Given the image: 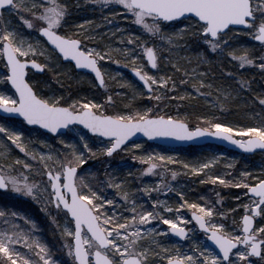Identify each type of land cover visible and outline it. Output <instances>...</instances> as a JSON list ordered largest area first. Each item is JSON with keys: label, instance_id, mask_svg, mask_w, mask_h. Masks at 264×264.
Listing matches in <instances>:
<instances>
[{"label": "snow or ice", "instance_id": "snow-or-ice-1", "mask_svg": "<svg viewBox=\"0 0 264 264\" xmlns=\"http://www.w3.org/2000/svg\"><path fill=\"white\" fill-rule=\"evenodd\" d=\"M93 2L102 6L109 4L122 6V10L130 13L135 22L151 34V45L148 41L139 45L134 33L128 43L137 44L142 48L152 69H158V61L167 58L162 56L156 46L157 37L161 41L160 47L167 46L169 52L180 46L181 39L196 37L207 46L210 53L220 55L227 53L238 60L241 67L254 64V60L246 51L237 55L234 46L229 43L234 39L236 32L246 30L247 34L264 44V0H93ZM68 7L63 0H30L27 3L24 0H0V19H3L4 11H17L27 27L36 30V44L42 40L44 43V49L37 48L33 43L26 42V38L14 28L7 26L6 22L0 25V60L7 70L0 75V80L10 82L15 90L14 94L0 90V110L22 117L27 125L40 126L60 136V142L64 145L58 152L41 150L37 157L34 151L27 147L23 131L0 123V137L10 142V145L0 144V149H3L0 150V158H4L5 153L14 145L25 153L26 158L23 162L19 158L15 161V164H21L22 169L33 168V164L27 159L29 156L33 160L40 159L44 162L43 167L47 169L45 174L48 180L43 190L49 193L47 202L54 204L57 212L63 211L65 217L74 221V231L65 226L66 235L74 237V244L66 242L68 254L73 256L78 264H156L151 257L161 256L162 253L150 245L138 244V241L151 237V243L159 245L156 236H159L160 232L151 225L153 220H160L168 225L171 233L189 238V232L195 229L189 230L182 226L179 221H183L185 217L178 215L177 218H171L163 214L164 211L179 213V209L187 206L193 210V217L199 228L204 230L207 239L218 246L219 252L194 240L195 247L183 254L177 250L176 255H170L165 247L163 257L167 264H255V261L250 259L251 256L264 260V224L253 227L254 215H264V177H250V173L245 172L243 175L249 179L235 182V187L247 189L243 195L249 196V202L244 207L254 210L253 214L243 215L240 233L229 232L223 223L210 219L216 215H224V212L217 211L212 203L205 205L185 199L178 208L173 209L165 200L153 199L151 207L145 208L122 188L124 181H115L110 174L106 173L108 175L106 180H98L95 183L86 179L81 166L87 163L88 153L95 155L97 151H101L102 154L111 157L117 150L128 151V142L137 133H142L149 139L171 137L179 140H191L207 135L222 138L251 151L258 147L264 149V124L236 128L205 116L201 118L204 125L193 129L184 120L172 115L157 114L158 106L130 108L127 111L110 114L107 108L113 101L112 95L105 98L109 104L87 99L73 100L65 104L61 103L62 97L42 95L26 77L29 65L41 72L52 67L47 61L41 63L35 58L37 54L50 55L46 52L47 49L77 69L90 70L95 74L98 86L107 88L105 74L99 61L111 60V50L88 48L84 45V39L89 38L87 35L81 38L77 33L72 35L62 33L60 29L66 24ZM21 10L28 12L30 16H24ZM147 18H151L152 22L149 23ZM181 19L190 23L180 24L179 29L172 33L166 32L171 23L166 25L164 22ZM239 26H243V29ZM165 41L166 45L163 43ZM116 51L127 53L125 59L133 62L138 59L131 48L124 47ZM115 63H121L120 59H116ZM259 67L264 69V59L259 63ZM131 70L148 89V94L157 100L161 99L160 95L155 94L157 90L163 92L177 87V82L172 77L155 74L146 66L134 64ZM185 75L197 76L199 86L193 83V87L198 94H204L201 92V88L206 84L202 78L204 74H197L193 70L192 73L186 71ZM185 82L179 81L181 84ZM241 83L244 84L243 81ZM208 86L211 87L210 84ZM224 95L227 96L228 93L225 92ZM258 99L264 104V96ZM77 124L100 138L101 149L91 147L84 135L79 137L82 148L77 147L73 141L62 138V130L70 129L75 132ZM237 132L248 136V139H236L233 134ZM131 147L138 149L142 145L133 143ZM133 159L150 162L152 156L134 155ZM159 159L172 158L161 155ZM212 162L210 160L199 166L186 164L185 167H191L194 172L199 173ZM157 167L156 163H149L144 171L152 173ZM90 174L95 176V173ZM171 175L172 179H175L177 173L173 171ZM209 178L212 183L217 181L221 184L232 183L220 175H212ZM251 179H256L257 183H251ZM160 183L164 185V190H172L171 185L165 184L164 181ZM105 188L118 189L115 195L121 199L108 198L103 191ZM0 189H10L20 195L34 198L41 191L40 186L30 181L24 172H16L14 164L0 165ZM152 190L160 191L159 188ZM144 192L150 195L148 187L144 188ZM180 195L183 196V192ZM20 216L21 214L15 210L0 208V264H58L46 243L34 238L30 233H25L19 227L17 218ZM163 231L167 232L169 229ZM17 246L29 251L24 252Z\"/></svg>", "mask_w": 264, "mask_h": 264}, {"label": "rangeland", "instance_id": "rangeland-1", "mask_svg": "<svg viewBox=\"0 0 264 264\" xmlns=\"http://www.w3.org/2000/svg\"><path fill=\"white\" fill-rule=\"evenodd\" d=\"M24 2L27 3L30 2V0H24ZM63 2L68 4L69 14L66 17V24L61 29L67 31L69 35L77 33L81 38L87 35L89 38L84 39V45L88 48L111 50V60L99 61L105 74L107 88H97L91 76L74 71L72 65L63 63L55 52H51L50 49H47L46 52L50 53V55L37 54L35 57L38 62L44 63L47 61L52 65L51 68L45 69V71H49L47 80L32 73H29L28 76L30 83H32L34 87H37L38 92L42 95L65 98L62 93H60L58 87L62 84L65 85L70 83L79 87L80 91L85 90V93L81 94L82 99L95 100L100 103L109 104L105 98L111 93L110 90L114 89V97H121L127 101L136 102L138 105L137 108L158 106L157 114L172 115L177 119L184 120L188 125V113L185 106L183 107L182 105V102H185L187 98L199 100L200 106L205 109L206 113L215 110L218 105H228L231 102L238 101L240 104H243L251 114L255 113L257 118L262 115L264 108L251 105L248 101L250 99L246 95L239 94L236 87L214 86L208 82V70H206L208 61H238L228 56L227 53L224 55L210 53V51L207 50V46L196 37H185L181 39L179 41L180 46L175 47L169 52L167 46L163 48L160 47L161 41L157 37L156 46L162 56L167 58H161L158 61V69L152 70L145 61L146 53L139 46L145 41H148L149 45H151V34L147 33L142 25L137 24L130 13L122 10V6L116 4L102 6L101 4L94 3L93 0H63ZM21 13L26 17L30 16L26 11L21 10ZM147 19L149 23L152 22L151 18ZM5 22L7 26L21 33L26 38V42H31L37 48L44 49L43 40L39 44H36V30L29 29L24 21L20 19V15L17 11H4L3 19H0V25H4ZM184 23H190V21L181 20L171 22V27H168L166 32L172 33L179 29L180 24ZM165 24L167 25L169 23ZM133 33L135 34V39L139 41V45L128 43ZM163 43L165 45L167 44L166 41ZM229 43L234 46L237 55L246 51L250 58L254 60V64H252L254 71L256 73L261 71L259 63L264 59V44L255 42L253 36L247 34L246 30L237 31L234 39L229 41ZM124 47L133 49L138 59L133 62L130 59H125L128 55L127 53L116 51ZM116 59H120L121 63H115ZM134 64L136 66H146L155 74L172 77V79L177 82L176 89H168L163 92L157 90L155 94L160 95L161 99H155L154 96H150L130 77L129 71ZM193 70H195L197 74H204L202 78L206 81V84L201 88V92L204 94H198L193 87V83L199 86V78L197 76L189 77L185 75L186 71L192 73ZM6 71L3 61L0 60V75H3ZM54 73H59V75H54ZM260 79L261 83L258 85L256 91L259 89L264 90V74L260 76ZM181 80H185L186 82L181 84L179 83ZM53 81L54 83L56 82L57 87L53 84ZM169 83H171V81ZM209 84L211 87L208 86ZM93 89H99L101 92H94ZM0 90H7L9 94H14L4 80H0ZM261 90L258 93H260ZM225 92L228 93L227 96L224 95ZM74 100H77V98ZM61 101H63V99ZM112 107L113 105L109 104L107 108L110 114L113 113L110 112L113 111ZM127 110H129V107H123L120 112ZM0 123L23 131L27 147L30 151H34L37 157H39L41 150L44 152H48L49 150L58 152L64 147L60 142V136L56 135L53 137L41 132L39 129L27 128L23 121L3 119L0 117ZM227 124L236 128H242L258 126L264 124V122L260 119L252 125ZM75 128L77 129L75 132L70 129L66 130V132L62 134V138L66 141H73L77 147L82 148V141L79 137L80 135H84L88 138V143L91 147L101 149L100 138L89 135L88 132L78 126H75ZM238 134L240 136H245L241 133ZM247 138L248 136L239 139ZM41 141H45L46 143H41ZM134 143H139L142 147L138 149L132 148L131 144L133 143H129L128 151L119 150L109 158L102 154L101 151H97L95 155L88 153L87 155L89 158L87 163L81 166V168L84 169L86 179L95 183L98 180H106L108 178L106 173L110 174L115 181H124L122 188L127 190L130 196L134 197L145 208L151 207L153 199L165 200L173 209L178 208L179 204L183 203L185 199L189 202L205 205L212 203L216 210L224 212V215H216L210 219L223 223L229 232H241L240 221L243 215L250 214L252 209H246L244 207V205L249 202V196L243 195L247 189L235 187V182L249 179V177L243 175L245 172L250 173V177H264V153L255 154L253 156H243L223 148L220 150L205 148L193 151L160 147L145 141ZM0 144L10 145V142H6L0 137ZM134 155L137 157H147L151 155L152 160L150 162H145L141 159H133ZM161 155L165 157L170 156L172 159L160 160L159 156ZM17 158L23 162L26 156L24 152L13 145L9 148L8 152L5 153L4 158H0V165L14 164L15 171L24 172L30 181L40 186L41 191L35 198L20 195L10 189L0 193V196H3L4 201L9 205H17V209H10L9 211L15 210L21 214V216L17 218L19 220V227L23 229L25 233H30L34 238H39L41 242L46 243L53 259L58 261V264H75L73 256L68 254V248L66 246V242L72 243V236H67L65 233V226L73 230V222L65 217L63 211L57 212L56 208L47 202L49 193L43 190L44 185L47 183V179L45 178L47 169L43 167L44 162L40 159L33 160L29 156L27 159L33 164V168L27 170L22 169L21 164H15ZM210 160L213 162L210 163L209 167L204 169L203 172L197 173L194 172L191 167H185L186 164L199 166ZM48 162L51 163V161ZM149 163H156L158 165L152 173H146L144 171V169L149 166ZM173 171L177 173L175 179H172L171 173ZM90 173H95V176ZM212 175L223 176L226 180L232 181V183L221 184L219 181L212 183L209 178ZM161 181L171 185L172 190H164V185L160 183ZM250 182L257 183V180L251 179ZM213 184L215 186L212 188L211 185ZM209 186L211 188H209ZM145 187L149 188L150 195L148 192H144ZM200 187L205 189L204 193L198 192ZM153 188H159L160 191H153ZM103 191L108 198L121 199V197L115 195L119 191L116 188H105ZM181 192H183V196L180 195ZM191 212H193V210L185 206L179 209V213L176 211H164L163 213L166 217L171 218H177L178 215L183 216L185 219L179 221L182 226L189 230L195 229L189 232V238L184 241H177L169 235L168 231L164 232V229H169L170 227L163 224L160 220H153L151 222V225L160 232V235L156 236V240L160 242L159 245L152 244L151 237H145L141 241H138V244L144 246L150 245L155 248L156 251L162 253L161 256L151 257V259L156 261V264H167V260L163 257V249L165 247L168 249V254L170 255H176L177 250L183 254L187 253L190 248L195 247L193 242L195 240L199 241L201 245H207L212 249L207 243L206 234L199 232L195 223L191 220ZM24 217L28 219L25 220ZM261 224H264V215H259L256 218L255 227ZM17 247H21V250L24 252L29 251L22 246ZM250 259L255 261V264H264V260L261 258L253 259L250 257Z\"/></svg>", "mask_w": 264, "mask_h": 264}, {"label": "trees", "instance_id": "trees-1", "mask_svg": "<svg viewBox=\"0 0 264 264\" xmlns=\"http://www.w3.org/2000/svg\"><path fill=\"white\" fill-rule=\"evenodd\" d=\"M60 31L62 33L68 34L67 31H64L62 29H60ZM206 66V70H208L207 80L210 84L220 87H236L239 94L246 95L250 99L248 101L251 105H256L264 108V104H261L260 100L258 99L259 97L264 96V90L259 89L256 91L258 85L261 83L260 76L264 74V69H261V71L256 73L252 65H245L241 67L239 61H208ZM48 72L49 71H45V74L42 76V78L47 80V77L49 76ZM228 73H231V75H229ZM241 81H243L244 84H242ZM53 84L57 87L56 82L54 83L53 81ZM34 88L37 90V87ZM58 89L60 93H62V95L65 97L63 98V101H61V103L65 104L71 103L75 98H77V100L82 99L81 94L85 93V90L80 91L79 87H76L70 83L65 85L62 84L58 87ZM93 90L94 92H101L99 89ZM260 90L261 92L258 93ZM110 91L111 93H109V95H112L113 97V101L111 103L113 105V111L110 112H120L123 107H129V109L137 108L138 105L136 102L127 101L126 99L121 97H114V89ZM199 102V100L193 98H187L185 102H182L183 107L185 106L188 113L187 121L193 128L197 126H203L204 121L201 118L205 116L216 119L225 124L232 123L238 125H252L254 124V122H258L260 119H262V121L264 122V110L262 115L257 118L255 113L251 114L250 111L247 110L246 107L243 104H240L238 101L231 102L228 105H222V107L218 105L216 106L215 110L211 111L210 113H206L205 109L200 106ZM234 137L246 138L247 136H240L237 133L234 134ZM205 148H215L219 150L221 149V147H217L214 145H206L202 147H189L186 150L198 151ZM213 186L215 185H211L212 188ZM211 187L209 186V188ZM204 190L205 189H202V187H200L198 192L204 193ZM0 208H4L6 210L17 209V205H9L4 201L3 196H0Z\"/></svg>", "mask_w": 264, "mask_h": 264}, {"label": "water", "instance_id": "water-1", "mask_svg": "<svg viewBox=\"0 0 264 264\" xmlns=\"http://www.w3.org/2000/svg\"><path fill=\"white\" fill-rule=\"evenodd\" d=\"M181 20H183V19H181ZM164 23H171V22H164ZM239 27L241 29H243V26H239ZM254 41L257 42V43H261L259 41H256L255 39H254ZM145 60L147 62V54L145 55ZM62 62L63 63H67V62H65L63 60H62ZM148 66H149L150 69H152L150 64H148ZM73 68H74V70L76 72H81V73H85V74L90 75L94 79L97 87L101 88V86H98V81L95 79V74L92 73L90 70H88V69H77L75 67H73ZM29 72H32L33 74L41 76V75L44 74L45 70L43 72H41L39 70L33 69L31 67V65H29ZM129 74H130L131 78H133L148 93V89L142 85V82L139 81L138 77L135 76V74L132 72V70L129 71ZM27 76H28V74H27ZM7 84L11 88V90L13 92H15L14 88H12V86L10 85V82H7ZM0 117L18 119V120L23 121L22 117H19V116L15 115V114L4 113L3 110H0ZM25 125L27 127H29V128H38L41 131H43L44 133H46V134H50L52 136H56V134H52L49 131L41 128L40 126L27 125L26 122H25ZM75 126H78V127L82 128L83 130L88 132L89 135L95 136L88 129L84 128V126L78 125V124L75 125ZM65 132H66V130H62V134H64ZM141 140L142 141H146L147 143H150V144H155V145H158V146H161V147H166V148H171V149L186 148V147H190V146H192V147H201V146H205V145H214V146L222 147V148H224L226 150H229V151L236 152L237 154H240V155H243V156H253V155L258 154V153H264V149H261L259 147L254 149V150L249 151V150H245V149L240 148L238 145H236V144H234V143H232L230 141L224 140L222 138H216V137L207 136V135L206 136H202V137H195V138H193L191 140H179V139L171 138V137H158V138H154V139H149V138L145 137L142 133H137L134 137L130 138V141L128 142V144L129 143L138 142V141H141ZM117 151H119V150H117ZM45 177L48 180L47 175H45ZM0 191L1 192H5L6 190L0 189ZM53 206L55 207L54 204H53ZM253 212H254V210H252L250 214H253ZM258 216L259 215H254L253 227H255V218L258 217ZM190 218L195 223L198 231L204 233V230L200 229L199 225L194 220L193 212L190 213ZM240 223H241V232H242V224H243L242 219H241ZM73 225H74V221H73ZM169 234L171 235V237L175 238L177 241H180V242H182V241H184L186 239V238H182V237H179V236L171 233L170 228H169ZM207 242H208L209 246L215 252H217V253L219 252L218 246H216L210 239H207ZM72 243L74 244V237L72 239ZM251 257L253 259H259L260 258V257H255V256H251ZM75 263L78 264V261L75 260Z\"/></svg>", "mask_w": 264, "mask_h": 264}, {"label": "bare ground", "instance_id": "bare-ground-1", "mask_svg": "<svg viewBox=\"0 0 264 264\" xmlns=\"http://www.w3.org/2000/svg\"><path fill=\"white\" fill-rule=\"evenodd\" d=\"M3 118V117H2ZM190 147H192V146H190ZM187 148H189V147H186V148H184V149H187Z\"/></svg>", "mask_w": 264, "mask_h": 264}, {"label": "flooded vegetation", "instance_id": "flooded-vegetation-1", "mask_svg": "<svg viewBox=\"0 0 264 264\" xmlns=\"http://www.w3.org/2000/svg\"><path fill=\"white\" fill-rule=\"evenodd\" d=\"M33 74V73H32ZM34 75H36V74H34ZM38 76V75H37ZM43 75H41V76H39V77H42Z\"/></svg>", "mask_w": 264, "mask_h": 264}]
</instances>
